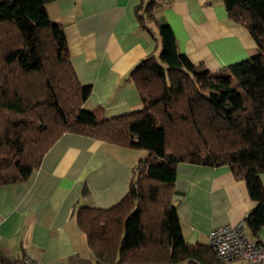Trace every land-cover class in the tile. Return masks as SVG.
<instances>
[{"label": "trees", "instance_id": "trees-1", "mask_svg": "<svg viewBox=\"0 0 264 264\" xmlns=\"http://www.w3.org/2000/svg\"><path fill=\"white\" fill-rule=\"evenodd\" d=\"M52 1L0 0V186L26 181L63 133L146 150L116 204L74 211L95 264H223L209 242L185 240L175 168L228 166L255 203L242 220L256 239L264 225V0H222L257 53L212 72L178 51L170 25L154 15L159 0L140 2L139 25L152 35V24L161 49L128 75L142 107L109 119L84 108L90 87L75 73L62 26L47 15Z\"/></svg>", "mask_w": 264, "mask_h": 264}, {"label": "crops", "instance_id": "crops-1", "mask_svg": "<svg viewBox=\"0 0 264 264\" xmlns=\"http://www.w3.org/2000/svg\"><path fill=\"white\" fill-rule=\"evenodd\" d=\"M149 1L46 5L50 21L63 28L79 81L90 87L84 108H98L106 119L142 107L128 75L161 48L152 24L150 35L135 14L140 2ZM159 1L154 15L170 25L178 51L193 64L212 72L255 55V41L228 18L222 0ZM137 154V149L63 133L26 181L0 186V256L15 264L24 256L44 264H95L74 211L116 204L127 192ZM175 172L173 203L187 242L208 244L210 230L242 220L255 206L244 182L226 165L179 163ZM260 177L264 189V173ZM256 239L264 242V225Z\"/></svg>", "mask_w": 264, "mask_h": 264}, {"label": "built area", "instance_id": "built-area-1", "mask_svg": "<svg viewBox=\"0 0 264 264\" xmlns=\"http://www.w3.org/2000/svg\"><path fill=\"white\" fill-rule=\"evenodd\" d=\"M208 242L223 264L242 262L244 264H264V242L248 234L243 220L225 224L210 230ZM0 264H3L0 261ZM18 264H44L24 256Z\"/></svg>", "mask_w": 264, "mask_h": 264}, {"label": "rangeland", "instance_id": "rangeland-1", "mask_svg": "<svg viewBox=\"0 0 264 264\" xmlns=\"http://www.w3.org/2000/svg\"><path fill=\"white\" fill-rule=\"evenodd\" d=\"M155 12H156V8H155ZM236 24V23H235ZM239 25V24H238ZM242 26V25H241ZM243 27V26H242ZM244 28V27H243ZM161 49V48H160ZM160 51V50H159ZM156 53H159V52H156ZM256 53H257V50H256ZM255 53V54H256ZM204 67V66H203ZM205 68V67H204ZM101 108V107H100ZM102 110V109H101ZM97 117H99L100 119H106L104 115H102V111L99 113L98 112V108H95L94 109ZM138 150V154H137V160L139 158H145L147 155H148V152L146 150H143V149H137Z\"/></svg>", "mask_w": 264, "mask_h": 264}]
</instances>
